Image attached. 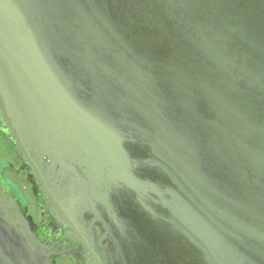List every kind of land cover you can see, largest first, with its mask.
I'll return each instance as SVG.
<instances>
[{
	"label": "water",
	"instance_id": "1",
	"mask_svg": "<svg viewBox=\"0 0 264 264\" xmlns=\"http://www.w3.org/2000/svg\"><path fill=\"white\" fill-rule=\"evenodd\" d=\"M0 126L116 264H264V0H0ZM35 235L0 190V264Z\"/></svg>",
	"mask_w": 264,
	"mask_h": 264
},
{
	"label": "flooded vegetation",
	"instance_id": "2",
	"mask_svg": "<svg viewBox=\"0 0 264 264\" xmlns=\"http://www.w3.org/2000/svg\"><path fill=\"white\" fill-rule=\"evenodd\" d=\"M1 128L0 126V190L27 218L35 236L50 246L54 252V255H51L54 264H96L90 252L94 259L104 264L105 259L107 264H116L115 259L106 252L108 246L100 229L95 225L93 228L90 226V218L84 215L79 219L82 221L80 232L88 249L74 234L67 231V226L58 220L59 218L56 219L51 205L42 200L39 188ZM63 252L71 254L60 256Z\"/></svg>",
	"mask_w": 264,
	"mask_h": 264
}]
</instances>
